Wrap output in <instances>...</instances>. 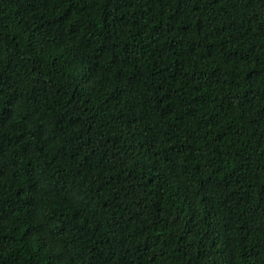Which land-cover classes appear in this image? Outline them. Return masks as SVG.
<instances>
[{"label":"trees","instance_id":"16d2710c","mask_svg":"<svg viewBox=\"0 0 264 264\" xmlns=\"http://www.w3.org/2000/svg\"><path fill=\"white\" fill-rule=\"evenodd\" d=\"M0 264H264V0H0Z\"/></svg>","mask_w":264,"mask_h":264}]
</instances>
